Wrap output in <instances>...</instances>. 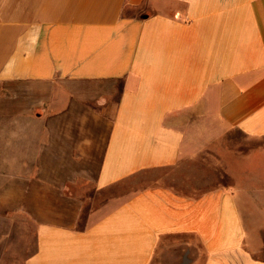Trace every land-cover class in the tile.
<instances>
[{
  "label": "crops",
  "instance_id": "1",
  "mask_svg": "<svg viewBox=\"0 0 264 264\" xmlns=\"http://www.w3.org/2000/svg\"><path fill=\"white\" fill-rule=\"evenodd\" d=\"M261 254L264 0H0V264Z\"/></svg>",
  "mask_w": 264,
  "mask_h": 264
},
{
  "label": "rangeland",
  "instance_id": "2",
  "mask_svg": "<svg viewBox=\"0 0 264 264\" xmlns=\"http://www.w3.org/2000/svg\"><path fill=\"white\" fill-rule=\"evenodd\" d=\"M8 92V94H10L9 93V90L7 91ZM11 96V95H10ZM91 106V105H90ZM92 108H94V106L92 105L91 106ZM32 113V112H31ZM38 113V110H35L34 111V115L35 114H37ZM33 115V114H32ZM22 129H26V126H22ZM8 173H10V174H16V175H18L19 177H21L22 178V181H24V182H29L30 180H32L34 177H35V175H36V172L37 171H35V170H25V169H20V170H18V171H7ZM40 173L42 172V171H39ZM223 181V180H222ZM43 183H45V182H43ZM40 185L42 186V181H41V179H40ZM45 187V186H44ZM79 189H80V186L78 187V188H74V187H72V183H68L67 185H66V187H65V190H63V192L64 193H68V192H70V191H76V192H78V193H83V191H79ZM90 189H91V187H90ZM83 190H85L84 188H83ZM81 205H82V210H84V211H86V213L90 210V209H92V208H94L95 206H96V204H95V202H82L81 203ZM261 256L262 257H264V254H261Z\"/></svg>",
  "mask_w": 264,
  "mask_h": 264
}]
</instances>
